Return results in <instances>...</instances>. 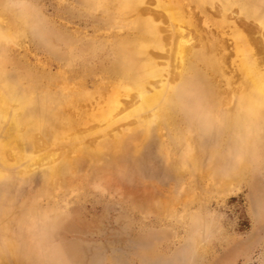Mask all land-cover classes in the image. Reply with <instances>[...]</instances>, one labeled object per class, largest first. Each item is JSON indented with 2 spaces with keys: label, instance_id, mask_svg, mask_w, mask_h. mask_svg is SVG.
Here are the masks:
<instances>
[{
  "label": "rangeland",
  "instance_id": "obj_1",
  "mask_svg": "<svg viewBox=\"0 0 264 264\" xmlns=\"http://www.w3.org/2000/svg\"><path fill=\"white\" fill-rule=\"evenodd\" d=\"M108 16L98 0H0L4 74L34 76L39 87L64 78L89 97L74 112L70 133L86 138L85 150L70 156L69 174L53 189L39 171L0 182V264H264L260 118L245 144L217 146L230 152L203 154L197 140L183 156L170 131L145 138L130 125L124 147L105 144L96 153L105 131L97 111L110 109L100 100L118 31ZM203 135L200 143L211 149Z\"/></svg>",
  "mask_w": 264,
  "mask_h": 264
},
{
  "label": "bare ground",
  "instance_id": "obj_2",
  "mask_svg": "<svg viewBox=\"0 0 264 264\" xmlns=\"http://www.w3.org/2000/svg\"><path fill=\"white\" fill-rule=\"evenodd\" d=\"M98 4L105 5L108 27L118 31L105 74L109 90L100 100L110 109L97 111L105 131L99 130L103 142L96 153L105 144L111 150L124 147L128 132L133 133L130 125L145 138L170 131L173 144L185 149L183 156L197 140L203 154L230 152L232 147L217 146L223 141L245 144L257 118L262 124L256 130L264 128V0ZM0 74V182L39 171L45 188L53 189L58 177L70 173V156L84 149L86 136L70 132L79 116L77 106H86L89 97L64 78L46 79L39 87L34 76L10 78L1 66ZM203 133L215 144L211 149L200 143Z\"/></svg>",
  "mask_w": 264,
  "mask_h": 264
}]
</instances>
